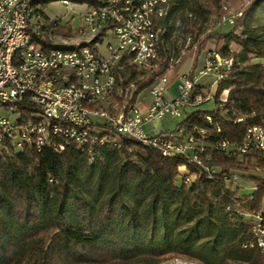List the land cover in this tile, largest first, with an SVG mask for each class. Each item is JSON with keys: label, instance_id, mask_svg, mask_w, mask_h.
Returning <instances> with one entry per match:
<instances>
[{"label": "trees", "instance_id": "16d2710c", "mask_svg": "<svg viewBox=\"0 0 264 264\" xmlns=\"http://www.w3.org/2000/svg\"><path fill=\"white\" fill-rule=\"evenodd\" d=\"M111 1L40 3L42 10L55 2L99 10ZM163 6L165 13L152 19L156 58L138 68L132 64L133 53L122 54L112 69L110 102L118 109L126 103L129 110L167 70L172 69L171 81L176 78L180 52L191 36L179 44L173 31L176 23L188 20L194 37L213 40L215 52L233 58L216 87L214 108L195 109L176 125L184 135L203 142L202 152L196 150L199 164L181 155L163 157L161 150L127 137L111 141L102 130L99 140L108 139L103 145L71 144L64 151L4 149L0 264H161L173 258L195 264H264V253L249 246L252 231L240 215L264 211V153L250 149L227 154L213 147H242L249 129L264 130V65L253 63L264 59V0L237 9L240 15L233 27L215 35L205 31L211 21L221 22L225 12L219 0H167ZM65 27L70 31L69 23ZM112 28L104 24L86 46L96 51ZM202 49L197 47V52ZM223 91L224 102L219 99ZM196 94L206 97L210 90L197 85ZM180 168L190 173V184L180 179ZM204 168L217 171L211 178ZM239 173L254 174L249 177L255 188L250 194H239L224 179Z\"/></svg>", "mask_w": 264, "mask_h": 264}, {"label": "built area", "instance_id": "2783aa9c", "mask_svg": "<svg viewBox=\"0 0 264 264\" xmlns=\"http://www.w3.org/2000/svg\"><path fill=\"white\" fill-rule=\"evenodd\" d=\"M40 1L0 0V154L4 149L19 152L27 147H49L64 151L71 144L103 145L108 139L99 140L102 130L109 133L111 141L127 137L161 150L163 157L181 155L199 164L196 150L202 152L203 142L184 135L176 125L188 110L197 109L209 99L213 101L218 82L232 67L233 58L221 57L214 50L209 53L205 67L198 72L199 76H213L214 89L206 97L193 95L196 79L188 74L177 85V97L168 100V81L163 76L149 87L151 102L144 112L135 105L127 110L126 103L118 109L110 102L113 66L125 53L134 54L132 64L138 68L148 67L156 58L152 19L165 13L167 0H112L104 9L90 8L84 19L88 36L93 38L104 24L113 25L107 35L114 43L108 45L107 56L99 51V45L96 51L86 46L92 39L82 44L56 42L53 36L61 23L44 19ZM227 21L232 26L235 18ZM183 53L181 50L180 55ZM226 94L222 92L220 101L226 100ZM164 118L175 123L172 130L159 129L156 123ZM213 147L227 154L250 149L264 153V130L249 129L242 147L228 143ZM182 169L180 179L188 185L192 177ZM204 170L211 178L217 171ZM224 179L233 183L232 178ZM240 215L252 231L249 246L255 245L264 253V211Z\"/></svg>", "mask_w": 264, "mask_h": 264}, {"label": "rangeland", "instance_id": "374dc122", "mask_svg": "<svg viewBox=\"0 0 264 264\" xmlns=\"http://www.w3.org/2000/svg\"><path fill=\"white\" fill-rule=\"evenodd\" d=\"M222 4V9L225 12L221 22L217 23L214 20L211 21L209 28L206 29V35H215L217 33H226L230 30L231 26L227 21L228 18H236L240 15V13L235 14L237 9L246 10L252 0H219ZM226 9V10H225ZM44 14L48 19L59 21L61 23L62 30L53 36V39L56 42L68 41L71 43H85L90 41L92 38L88 36L87 29L84 28L85 18L90 14V8L87 6L74 5L72 3H62L55 2L50 3L43 10ZM158 16L154 17L156 21L158 20ZM234 21V23H235ZM70 25V31L66 29V24ZM63 25V26H62ZM86 32V33H85ZM175 37H177L178 43L181 44L185 41L186 37L191 36L190 42H186L183 46L184 53L181 56V65L178 70L180 71V76L184 75H192L194 69L202 70L205 67L206 61L208 59L209 53L214 50V41L213 40H205L203 36L194 37L195 32L193 33L190 22L186 19L179 21L175 24V30L173 31ZM67 33L70 35L69 38H63L62 34ZM85 33V35H83ZM114 43L113 37L111 35H107V37L103 40V43L99 45V51L104 55H108V48L110 45ZM109 45V46H108ZM202 47L203 49L197 52V47ZM236 46V45H235ZM234 45H231V49L235 51ZM264 65V62L261 63ZM176 73V76L178 74ZM172 69L170 72L166 73L164 76L167 78V83L169 87H171L170 82L172 79ZM202 83V89L210 90L211 82L213 80V76H202L199 79ZM149 88L143 91L142 97H148ZM168 93L166 92V96ZM214 104V103H213ZM107 105V104H106ZM199 108V107H198ZM201 108H207L206 105ZM192 110V109H190ZM163 129L167 130L169 127L172 129L175 126V123L171 122L170 119L164 118L163 120L158 121ZM179 171H183L182 168ZM253 173H244V174H236L232 177L233 186L238 189L239 194H250L253 189L252 183L249 181V177L253 176ZM161 264H195L192 262L184 261L181 259H167Z\"/></svg>", "mask_w": 264, "mask_h": 264}, {"label": "crops", "instance_id": "0c3cea01", "mask_svg": "<svg viewBox=\"0 0 264 264\" xmlns=\"http://www.w3.org/2000/svg\"><path fill=\"white\" fill-rule=\"evenodd\" d=\"M235 46V45H234ZM235 48H237V49H235V51L237 52V51H239V47L238 46H235ZM264 60V59H263ZM200 70L199 69H194V72L192 73V75L195 77V79H196V84L197 85H199V86H202V83H201V81L199 80L202 76H199L198 75V72H199ZM209 76H211V74H208ZM207 75V76H208ZM181 78H182V76H180V71L178 72V74H177V76H176V78L173 80V82H170V85H171V87H169L168 85H167V88H166V90H165V97L168 99V100H173V99H175L176 97H177V95H178V93H177V85L180 83V81H181ZM212 82H213V80H212ZM212 82H211V88H212V90L214 89V86L212 85ZM169 84V83H168ZM166 92L168 93V95L166 96ZM142 94H143V92H141L140 94H139V96H138V98H137V102H136V104H135V108L138 110V111H140V112H144V110H146L147 109V107H148V105L150 104V102H151V97H150V95H148V97L146 98V97H142ZM210 94H211V89H210ZM204 105H206V109L205 108H201L202 106H204ZM214 108V104H213V101L211 100V99H209L208 101H206V102H204L199 108H197V109H200V110H204V111H211L212 109ZM195 109H192V110H188V112L187 113H190V112H192V111H194ZM157 124V126L159 127V129H162V130H165V129H163V126L159 123V122H157L156 123ZM169 130H172V128L171 127H169L166 131H169Z\"/></svg>", "mask_w": 264, "mask_h": 264}, {"label": "bare ground", "instance_id": "6f19581e", "mask_svg": "<svg viewBox=\"0 0 264 264\" xmlns=\"http://www.w3.org/2000/svg\"><path fill=\"white\" fill-rule=\"evenodd\" d=\"M264 60L263 59H255L253 60V63H263Z\"/></svg>", "mask_w": 264, "mask_h": 264}]
</instances>
